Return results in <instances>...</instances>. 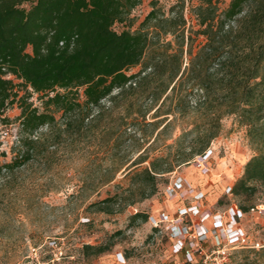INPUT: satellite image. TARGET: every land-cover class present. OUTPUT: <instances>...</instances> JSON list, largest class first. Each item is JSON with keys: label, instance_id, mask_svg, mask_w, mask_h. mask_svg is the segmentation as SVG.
<instances>
[{"label": "trees", "instance_id": "obj_1", "mask_svg": "<svg viewBox=\"0 0 264 264\" xmlns=\"http://www.w3.org/2000/svg\"><path fill=\"white\" fill-rule=\"evenodd\" d=\"M143 1L0 0V125L10 124L5 113L17 105L23 135L17 157L2 166L0 174L31 162L39 144L34 136L48 126L60 128L58 115L65 119L71 136L81 137L89 129L86 120L105 100L114 105L139 96L146 97L144 104H139V98L130 101L128 108L143 111L145 107V115L142 122L127 121L129 116L123 119L125 134L132 129L130 137L138 143L149 138L145 124L155 127L153 135L163 127L155 144L180 121L181 135L176 140L180 167L207 152L222 122L235 117L246 128L256 156L245 164L232 195L253 196L261 189L264 193V0H231L223 9L222 0H191L197 4L189 9L196 22L190 27L185 1L168 15L152 0V10L137 31L113 29L117 23L124 24ZM136 68L141 70L128 74ZM34 95L43 101V112L30 103ZM152 111H156L154 119L165 117L146 123ZM123 136L119 129L112 134L118 147ZM190 138L188 154L185 145ZM148 160L142 154L134 166ZM164 162V158L154 159L150 167L134 174L143 177L138 184L141 201L157 193L159 175L172 172ZM115 202L116 196L95 206L112 213ZM138 219L146 223L149 216L133 217L134 222ZM86 249L89 257L109 251L104 246ZM261 250L264 256V246ZM230 264L264 261L246 258Z\"/></svg>", "mask_w": 264, "mask_h": 264}, {"label": "rangeland", "instance_id": "obj_2", "mask_svg": "<svg viewBox=\"0 0 264 264\" xmlns=\"http://www.w3.org/2000/svg\"><path fill=\"white\" fill-rule=\"evenodd\" d=\"M151 1L144 0L124 24L117 23L113 29L118 33L137 31L152 10ZM156 1L168 15L172 7L185 1L188 27L195 25L189 9L196 2ZM230 1L222 0L221 8L228 7ZM140 70L136 68L128 74H136ZM20 94L23 95L24 91H20ZM139 98L130 96L127 100L115 101L114 105L105 100L103 107L94 110L93 115L86 120L89 129L81 137L71 136L65 130V119L58 115L60 128L48 126L34 136V139H39V144L31 162L17 170L1 172L0 264H50L52 259H57L55 264H113L117 253H123L128 264H185V252L181 255L173 253L175 241L170 239L167 225L155 228L156 223L152 220H159L164 213L176 218L180 206L190 207L193 204L191 198L184 200L183 204L169 200L166 189L168 184L170 187L174 185V173L205 195L204 211L229 217L235 206L248 210L247 213L243 212L245 217L240 225L247 237L246 246H229L225 252L231 253V262L244 261L246 258L258 263L264 261V256L260 255L264 245L262 189L253 196L241 197L227 194L226 189L228 186L233 187L244 175L245 164L235 155L245 156L249 160L256 156L246 128L241 127L235 117H228L222 122L223 128L211 147L210 174L205 175L208 179L193 185L187 170L194 165L180 167L178 164L180 145L176 140L181 135V128L178 127L180 121L160 136L155 144L153 141L163 127L153 135L155 127L145 124L143 130L149 138L138 143L135 142L136 138L130 137L132 129L125 134L123 119L129 116L127 121L139 119L142 122V116L145 115V107L143 111L138 110L137 106L128 108L130 101L135 103ZM84 100L85 97H82ZM145 100L146 97H141L139 104H144ZM30 103L40 112L44 111L43 101L38 95H34ZM155 112L146 116V123H157L165 117L154 119ZM5 114L11 122L9 125H0V168L13 163L21 149L18 141L23 136L18 121L21 113L17 105L9 107ZM118 129L124 135L119 147L112 137ZM142 135L140 133L137 139ZM191 139H187L185 145L188 154L192 150L189 146ZM142 154L149 160L134 166ZM157 158H164V168L172 166V172L159 175L157 193L141 201L142 192L138 184L143 177L134 178V174L150 167ZM198 171L201 172L200 169ZM227 171L233 172V178L228 177ZM215 174L219 177L217 182L212 180ZM148 191L152 193V188ZM115 196L118 202H115L112 213L101 211L95 206ZM252 209L255 211L252 212ZM137 214L149 216L148 222L144 223L142 219L134 222L133 217ZM200 220V216H193L184 218L183 222L196 231ZM206 226L212 229L213 223H206ZM215 240L213 237L207 245L210 249ZM53 241L58 242L56 247L51 246ZM87 245L97 248L104 246L109 251L89 257ZM253 245H260L255 248V252L249 250ZM219 258V254L214 255L209 264Z\"/></svg>", "mask_w": 264, "mask_h": 264}, {"label": "built area", "instance_id": "obj_3", "mask_svg": "<svg viewBox=\"0 0 264 264\" xmlns=\"http://www.w3.org/2000/svg\"><path fill=\"white\" fill-rule=\"evenodd\" d=\"M11 78V77H9ZM212 147V146H211ZM213 153L210 148L204 154L197 156L195 161L192 163L196 166L204 175L210 174V160ZM175 183L170 187L168 184L167 194L171 202H181L184 200L188 201L190 198L193 200V204L190 207L182 205L177 212L176 218H171L168 214H162L159 220L152 219L156 225L155 228H162L167 225L170 239L175 244L173 246V253L175 255H181L185 252L186 263L185 264H209L210 259L214 255L219 254L220 258L216 259L213 264H230L231 253H226L225 249L229 246H241L245 247L247 244V237L240 225L244 221L245 214L237 206L231 209L229 217H223L220 214L206 212L203 210V200L205 195L201 192L194 190L188 182L181 176L177 177L174 173ZM173 180V181H174ZM227 194L232 195V187L228 186ZM255 209L252 210L254 212ZM200 216L201 220L196 228V231H192L191 227H188L183 219L186 217ZM206 223H213V228L210 229L206 226ZM216 233V234H215ZM215 234V235H214ZM213 237L216 238L213 243V248H209L207 245L212 242ZM58 242H51V246L56 247ZM260 245H253L250 249L259 248ZM264 246V245H263ZM262 246V247H263ZM205 251H207L205 253ZM58 256V255H57ZM57 259H52L50 264H55ZM113 264H128V259L123 253L116 254V261Z\"/></svg>", "mask_w": 264, "mask_h": 264}, {"label": "bare ground", "instance_id": "obj_4", "mask_svg": "<svg viewBox=\"0 0 264 264\" xmlns=\"http://www.w3.org/2000/svg\"><path fill=\"white\" fill-rule=\"evenodd\" d=\"M237 159H242V163L245 161V157H240L238 155H235ZM222 169V166H221ZM228 173V177L229 178H233V172L227 171ZM187 174L189 176V180L192 182L193 185L197 184V183H203L204 181H206L208 179V177H206L204 174H202L201 172L198 171V169L195 167L193 168H189L187 170ZM218 175L215 174V176L213 177V182H217L218 181Z\"/></svg>", "mask_w": 264, "mask_h": 264}, {"label": "crops", "instance_id": "obj_5", "mask_svg": "<svg viewBox=\"0 0 264 264\" xmlns=\"http://www.w3.org/2000/svg\"><path fill=\"white\" fill-rule=\"evenodd\" d=\"M241 157H245V156H241ZM246 159V158H245ZM242 159H240L239 161H241ZM249 161V159H246L245 161H244V164H246L247 162Z\"/></svg>", "mask_w": 264, "mask_h": 264}]
</instances>
